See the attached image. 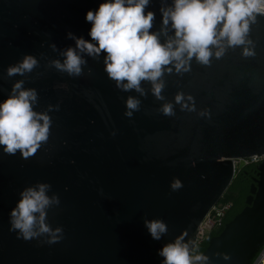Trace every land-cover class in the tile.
I'll return each mask as SVG.
<instances>
[{
  "label": "water",
  "instance_id": "obj_1",
  "mask_svg": "<svg viewBox=\"0 0 264 264\" xmlns=\"http://www.w3.org/2000/svg\"><path fill=\"white\" fill-rule=\"evenodd\" d=\"M103 2L0 0V103L22 80L23 89L37 93L33 111L51 121L47 141L27 159L0 145V264H163L159 251L181 236L191 256L202 220L235 176V160L257 156L245 206L210 236L199 254L207 261L194 262L251 264L264 245V14L249 22L245 44L227 47L225 41L220 58L210 46L209 64L194 56L187 72L177 73L175 62L165 66L157 81L163 99H157L151 81H141L143 95L117 88L104 70L106 53H80L69 37L95 43L85 16ZM173 5L149 0L145 7V15L155 13L149 31L162 44L175 31L171 21L167 35L161 31V8ZM69 48L86 61L79 76L52 64L63 63ZM26 55L37 65L9 77L7 69ZM178 93L195 110H182ZM130 96L140 104L128 117ZM165 104L173 115L163 114ZM174 179L182 183L178 190L171 188ZM41 183L50 185L46 195L59 199L46 209V223L62 229L53 244L49 234L24 240L10 230L19 193ZM146 220L166 223L160 240L151 237Z\"/></svg>",
  "mask_w": 264,
  "mask_h": 264
},
{
  "label": "clouds",
  "instance_id": "obj_2",
  "mask_svg": "<svg viewBox=\"0 0 264 264\" xmlns=\"http://www.w3.org/2000/svg\"><path fill=\"white\" fill-rule=\"evenodd\" d=\"M148 3L149 0H105L85 16L86 22L91 24L88 35L95 43L82 37L76 38L72 33L68 35L75 39L76 49L80 53L93 58L106 53L104 70L115 81L117 88L123 91L134 89L143 95L141 81H151L157 99H163L160 95L163 83L157 81L163 75L165 66L175 62L177 73L187 72L194 56L198 62L209 64L213 55L210 46L218 49L215 56L220 58L225 51V41L227 47L245 44L249 22L255 21V14H264V0H174L172 7L161 8L164 26L161 31L167 35L170 21L175 31L174 38L169 37L162 44L158 35L149 31L155 13L148 11L145 15ZM76 49L69 48L63 53L66 57L63 63L56 60L52 64L69 75H81V66L86 61ZM250 54L249 49L245 48L244 55ZM36 65L37 60L26 55L21 63L7 69V75L22 76L25 72H31ZM166 70L170 73L172 68ZM22 85V80L14 83L11 94L0 103V145L4 153L15 155L19 151L27 159L37 152L42 142L47 141L51 121L47 114L33 111L37 93L34 89H23ZM187 99L193 100L191 96ZM183 100V94L178 93L175 101L181 104L182 110H195L194 102L190 107L182 103ZM139 104V100L128 97L125 115L131 117L133 111L139 110ZM162 112L166 116L173 115L172 105H163ZM181 187L179 179L171 183L172 190ZM48 188L50 185L41 183L19 193L20 199L10 212V230L17 231L19 238L32 240L49 234V244L58 242L62 229L58 227L53 230L46 223V209L53 203L58 204L59 199L46 195ZM145 226L154 240H160L161 235L167 232V225L161 220H146ZM182 240V236L178 237L174 243L162 247L158 254L164 258L163 264L207 261L208 258L203 255L190 256L189 246Z\"/></svg>",
  "mask_w": 264,
  "mask_h": 264
},
{
  "label": "trees",
  "instance_id": "obj_3",
  "mask_svg": "<svg viewBox=\"0 0 264 264\" xmlns=\"http://www.w3.org/2000/svg\"><path fill=\"white\" fill-rule=\"evenodd\" d=\"M256 165L257 163H249L238 167L229 187L219 200L221 203L228 202L230 204V207L226 210L223 218L224 224L231 220L245 206V198L249 192V186L252 183L250 175H255ZM223 226L219 229L208 232L204 239L200 243L196 244L191 256L194 257L199 255L207 246L210 236L219 233ZM253 257L254 255L252 258Z\"/></svg>",
  "mask_w": 264,
  "mask_h": 264
},
{
  "label": "built area",
  "instance_id": "obj_4",
  "mask_svg": "<svg viewBox=\"0 0 264 264\" xmlns=\"http://www.w3.org/2000/svg\"><path fill=\"white\" fill-rule=\"evenodd\" d=\"M260 160L261 158L257 156H251L245 159H236L235 166L238 169V167H240L241 165L257 163ZM229 207L230 204L228 202H218L213 208L208 211V213L202 220L197 237V243H200L208 232H210L211 230L219 229L224 225V223L221 222V219L223 218L226 210ZM251 264H264V245Z\"/></svg>",
  "mask_w": 264,
  "mask_h": 264
},
{
  "label": "flooded vegetation",
  "instance_id": "obj_5",
  "mask_svg": "<svg viewBox=\"0 0 264 264\" xmlns=\"http://www.w3.org/2000/svg\"><path fill=\"white\" fill-rule=\"evenodd\" d=\"M256 176V172H255V175L254 174H252V175H250V177L252 178V180H253V178Z\"/></svg>",
  "mask_w": 264,
  "mask_h": 264
}]
</instances>
